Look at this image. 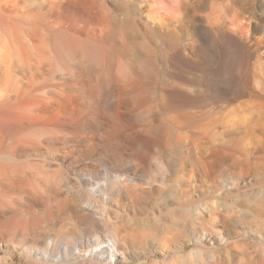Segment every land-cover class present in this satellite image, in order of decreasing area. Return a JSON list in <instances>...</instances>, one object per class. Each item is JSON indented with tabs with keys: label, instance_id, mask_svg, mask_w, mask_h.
<instances>
[{
	"label": "bare ground",
	"instance_id": "bare-ground-1",
	"mask_svg": "<svg viewBox=\"0 0 264 264\" xmlns=\"http://www.w3.org/2000/svg\"><path fill=\"white\" fill-rule=\"evenodd\" d=\"M202 1L175 4V18L160 12L163 0H0V252L9 257L1 264H142L144 239L179 238L173 219L151 221L149 240L139 234L142 193L176 177L166 193L176 204L197 183L220 190L239 160L254 175L264 170V117L245 119L242 146L225 122L228 106L264 104V71L250 69L251 57L264 62L254 35L264 34L261 18L248 13L242 42L229 31L235 10L207 12ZM157 53L167 69L161 86ZM240 191L231 182L228 192ZM195 210L182 247L215 236ZM205 249L187 252L192 264L210 261Z\"/></svg>",
	"mask_w": 264,
	"mask_h": 264
},
{
	"label": "rangeland",
	"instance_id": "rangeland-1",
	"mask_svg": "<svg viewBox=\"0 0 264 264\" xmlns=\"http://www.w3.org/2000/svg\"><path fill=\"white\" fill-rule=\"evenodd\" d=\"M163 1H165V2L163 5H161L162 8H161V6L158 7L160 12H164V13L166 12V14L170 15L171 17L176 14L175 18H177L180 16V13H177V12H179L177 10H176L177 12L175 11L176 5L178 6V4H180V2H185L187 0H185V1L184 0H182V1L181 0H170V1L169 0H163ZM173 1H174V3H172ZM201 3L203 4L202 9L203 10L205 9L204 11H207V12H209L210 10H214V9H215L214 11H216V9H218L217 11H219V10H221V7L222 8L227 7V6L232 7L235 10V15H237L238 20L236 21L235 24H233V26L232 25L229 26V31L233 32L236 36H238L239 40L242 42H245V41L247 42V38L250 37V35L252 33V31H251V20L248 19V13L251 14L250 16H252V17L261 18V24L262 25L261 24L260 25H261V27L264 28V0H203ZM172 7H174V8H172ZM245 30H246V32H245ZM240 32L243 36L240 34ZM254 35H255V37L259 38L260 41L264 42V34L260 30H259V32H257ZM244 38H246V39H244ZM155 55H154V57L156 58V60H158V61H156L157 66H158L156 68L157 69L156 72L160 71L159 73L156 74L157 75V81H158L157 83H158V86H161L162 82H163L162 79L165 76V74H166L165 71L167 69L165 66L162 67L163 64H161L162 62L160 61L161 59H160L158 53H157V56H155ZM254 57H251L252 61L250 60V63L251 62H253V63H251L252 66H250V69H251L253 74H261L264 71V64H263L264 62H262V64H261L256 60L257 58L255 57L256 58L255 59ZM253 58H254V60H253ZM159 61H160V63H159ZM160 64H161V66H160ZM262 65H263V69H262ZM159 74L160 75L162 74V76H160ZM159 81H161V82H159ZM254 104H255L254 106H251V108H253L252 111H249V112H247L246 110L241 108L238 104L228 106L227 110L225 112V116L227 117L225 119V122L227 124L228 130L230 129L229 133L231 134L233 132V131H231L232 128H234V129L236 128L237 129L236 132L238 133L237 135L235 132L232 133L229 136V138H235L238 140L241 137V139H239V146H242L245 143V141H247L248 138H250V136L244 130L245 129V119L247 120V119H252V118L253 119L254 118L255 119L260 118L262 120V117H264V104L261 103L260 100H256V102ZM203 105H204V103L201 104V106H203ZM199 109H201V108H199ZM196 110H198V108ZM238 123H239V126H238L239 128H237V126H236V125H238ZM242 123H243V125H242ZM220 129L221 128H219V130ZM238 131H240V133ZM152 161L154 163L153 153L150 154V164L153 166L151 171L153 170L154 173L153 172H151V173H153V175L157 176L156 172L154 171L155 166L153 165ZM239 161L241 162V163L239 162L240 164L237 165V163H238L237 162L234 165L235 166L234 168L232 167L230 170H227L228 173L226 172L225 173L226 175L223 174V176L219 179V182L225 184L221 187L220 190L218 189L219 191L217 190V188L215 186H214L215 188L213 186L207 187V186L202 185L201 183H197L196 189H194L196 192L195 191L191 192L187 188L184 189V193H186V195L183 193L182 196H179V198H182L181 200L183 202L179 203L181 201L179 199V202H177L178 204L177 203L175 204V203L171 202L172 199H174L172 196L173 193L169 194V196L170 195L172 196V197L170 196L171 198L168 197L167 196L168 194L166 195V193L172 192L173 186H175V184H176L175 183L176 177H175V179H174V177H172V178L168 177L166 179V182L171 181V183H169V184H171L170 186L168 183H166L167 186H161V185L159 186V184H158L157 185L158 190L156 187L155 188L156 190L153 189L148 194L142 193V196H145V198L143 199V203H142L143 207H141L142 209L140 208L139 211L137 210L135 212V215H137V216H133V220H137L136 221L138 223L137 226L138 227L141 226L140 228H138L139 234L141 236H144V238H146L149 236V233L152 232V231L149 232L150 227L154 226L155 223L160 224L163 222V220H165L164 224L169 226V225H171L170 224L172 221L171 219H173L174 221H172V223L174 222L173 224H175V225H172V227L178 229L179 238H180V239L177 238V239L171 240L172 244L169 241V243L167 244L168 246L166 244L162 245L163 248L161 246L162 243L160 244V242H157L158 243V244L156 243L157 245L155 243H153L154 245L149 243V242H151V239H150L151 236L148 237V240L150 239L149 241H146L147 238L144 239L146 243L148 242V245H147L148 249L146 251H144V253L146 252L145 254H146L147 259L145 258L144 259L145 261H143L144 263L142 262V264H192V263H194V262H192V260L194 261V259L192 258V260H191L190 259L191 256H188V255H190L197 247H201V245H202L203 249L207 248V249H205L206 252L208 251V253H205L206 258L207 257L209 258V256L211 257L210 261L207 258L208 262H206V264H226V260H229V259L232 262H237V261L238 262H240V261L244 262L245 261V264H247V263L248 264H253V263L254 264H261L262 262H263L262 264H264V254H263L264 253V249H263L264 248V213L262 214V212H264V209H263L264 206H262V205H264V201H263L264 200V192L257 190V188H263L262 190L264 191V179H263L264 178V174H263L264 170L259 169L258 173L256 172L257 175L256 174L254 175L253 173L250 172L248 164L246 166V164H245L246 162L243 161L244 162L243 163L242 160H239ZM241 167H243L244 170ZM245 167H247L249 171L248 170L246 171L247 168H245ZM243 172H244V175H243ZM223 177L224 178L228 177V178L224 179ZM230 177H232V178H230ZM234 180L238 182L240 187H242V191H244L243 193H245V194L240 193V196L236 197L235 196L236 193H229L228 192V190L231 189V182H233ZM172 181H173V183H172ZM200 186H201V188H200ZM170 187H171V190H168L167 188L170 189ZM205 187H206L207 192L205 190ZM162 189H164V191ZM187 191H189V192H187ZM242 191H240V192H242ZM163 192H165V194ZM251 192H253V194ZM259 195H260V197H259ZM251 196L253 199H255L256 197L259 199L257 200V198H256L255 200H252ZM217 197H219L220 200ZM232 198H234V199H232ZM249 198H250V200H248ZM154 200H156V201H154ZM239 200H241V201H239ZM247 200L250 202H248ZM242 201H244V202H242ZM253 201H254V203H253ZM260 201L263 203H261ZM246 202L251 203V204H249L251 206L250 209H246L247 207H246V205H244ZM176 205H178V206L181 205V207H178V206L176 207ZM193 205L194 206L198 205V206H196L197 208H194ZM216 205H218L217 208H216ZM229 205H230V207H229ZM255 205H258V208L255 207V209H253L254 208L253 206H255ZM168 206H169V211H168ZM173 208L175 209L174 214H173V211H174ZM176 208H177V210H176ZM261 208L263 211L261 210ZM165 209H167V210H165ZM170 209L173 211H170ZM198 209H200V210H198ZM214 209H215V211L213 213ZM245 209H246V211L247 210L248 211L246 212ZM191 210H193V211L195 210L196 212H200V214L202 215V217L204 219L203 220V222H205L204 224H206V226L210 229V232L212 233V237L215 235L213 237V240L210 243L205 241L202 243L199 242V243L195 244V243L190 241L189 245L187 244L184 247L180 246V244L184 243V241L189 240L191 238L190 237L191 233H192L191 231H193L192 228L194 227V225L192 226V224H191L192 221H194V218H193L194 214L191 212ZM235 210H237V212H235ZM151 211H152L151 214L153 216L155 215L154 218L151 217L152 216L150 214ZM228 211H229V213H227ZM249 211L252 212V214L250 216H249V213H250ZM165 212L166 213L170 212L169 213L170 216L168 215V217H166L167 215ZM177 212L179 213V216L181 218H179V216H177L178 215ZM225 212L227 213V217H226ZM176 213H177V215H175ZM180 213H181V215H180ZM189 213L191 214V217L189 216L190 215ZM257 213L259 214V216L257 215ZM224 214H225L226 218L221 217ZM230 214L232 215V217H230ZM148 215L150 216V218L148 217ZM156 215H158V216H156ZM216 215L218 218L219 217H221V218L216 219L217 218ZM163 216H165V217H163ZM255 216H257V217H255ZM161 217H163V218H161ZM242 217H244V218H242ZM152 218L153 219L156 218L157 220H153ZM182 218H185V220H186V221L184 220L186 222L185 225H187L185 227H184V221H180V219L183 220ZM158 219H160V220H158ZM168 219H170V222ZM178 219H179V221H178ZM145 221H147V222L145 223ZM151 221H154L155 223L151 222ZM175 221H178V222H175ZM219 221H221V222L219 223ZM223 222H228V223H223ZM150 223H151V225H150ZM144 224H145V226H144ZM177 225H181V227H183V228H179L180 226L177 227ZM222 225H224V226H222ZM182 229H184V230H182ZM262 229H263V231H262ZM179 230H181V231H179ZM185 230H186V232H185ZM147 234H148V236H147ZM152 234H153V232L150 235H152ZM182 234L183 235L185 234V235L183 236ZM186 235H188V237H189L188 239H186L187 238ZM173 243L175 245H173ZM187 252L190 254H187ZM183 255H184V257H183ZM178 257H180V258H178ZM182 257H183V259H182ZM241 257H244V258H241ZM8 258L9 257L7 255L0 252V264L2 263L3 260H9ZM212 259H215V260H212ZM250 260L252 263L250 262ZM213 262H215V263H213ZM129 264H141V262L136 261L135 259H132Z\"/></svg>",
	"mask_w": 264,
	"mask_h": 264
}]
</instances>
